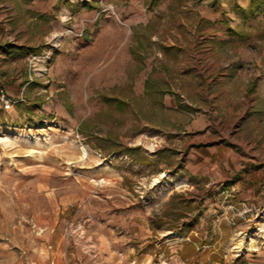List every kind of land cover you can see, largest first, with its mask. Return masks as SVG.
<instances>
[{
  "label": "rangeland",
  "instance_id": "obj_1",
  "mask_svg": "<svg viewBox=\"0 0 264 264\" xmlns=\"http://www.w3.org/2000/svg\"><path fill=\"white\" fill-rule=\"evenodd\" d=\"M0 79V264H264V0H0Z\"/></svg>",
  "mask_w": 264,
  "mask_h": 264
},
{
  "label": "built area",
  "instance_id": "obj_2",
  "mask_svg": "<svg viewBox=\"0 0 264 264\" xmlns=\"http://www.w3.org/2000/svg\"><path fill=\"white\" fill-rule=\"evenodd\" d=\"M47 55L48 54H45L46 58L49 59L50 57L49 55L48 56ZM35 67L36 64L34 63V69ZM13 102H15V100L11 96H9L4 89L0 88V104H2V106L4 107H8L11 104H13Z\"/></svg>",
  "mask_w": 264,
  "mask_h": 264
},
{
  "label": "trees",
  "instance_id": "obj_3",
  "mask_svg": "<svg viewBox=\"0 0 264 264\" xmlns=\"http://www.w3.org/2000/svg\"><path fill=\"white\" fill-rule=\"evenodd\" d=\"M258 0H251V4L254 6ZM177 194V193H176ZM178 195V194H177ZM175 195H173L174 197ZM171 229L177 231L181 235L189 234V228H182L180 226H171Z\"/></svg>",
  "mask_w": 264,
  "mask_h": 264
},
{
  "label": "crops",
  "instance_id": "obj_4",
  "mask_svg": "<svg viewBox=\"0 0 264 264\" xmlns=\"http://www.w3.org/2000/svg\"><path fill=\"white\" fill-rule=\"evenodd\" d=\"M83 23V22H82ZM84 24V23H83ZM13 48H15L14 46H13ZM0 84H2V85H5L6 86V84H5V82H3V81H1V79H0ZM261 85H263V91H264V81H261ZM21 94L22 95H24V93H25V85H23V87H22V89H21ZM12 95V94H11Z\"/></svg>",
  "mask_w": 264,
  "mask_h": 264
},
{
  "label": "bare ground",
  "instance_id": "obj_5",
  "mask_svg": "<svg viewBox=\"0 0 264 264\" xmlns=\"http://www.w3.org/2000/svg\"><path fill=\"white\" fill-rule=\"evenodd\" d=\"M81 150H82V153H83L82 156L86 157L88 155L87 148L85 146H81ZM103 181H105V180H103Z\"/></svg>",
  "mask_w": 264,
  "mask_h": 264
}]
</instances>
